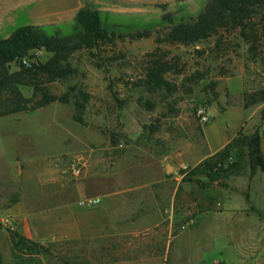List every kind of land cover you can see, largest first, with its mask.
Listing matches in <instances>:
<instances>
[{"label":"rangeland","instance_id":"1","mask_svg":"<svg viewBox=\"0 0 264 264\" xmlns=\"http://www.w3.org/2000/svg\"><path fill=\"white\" fill-rule=\"evenodd\" d=\"M205 1L0 0V38L27 24L56 25L67 34L85 5L104 12L106 23L121 33L150 31L148 37L102 45L104 59L124 56L104 68L94 66L88 50L75 52L70 63L76 74L49 87L52 94L74 97L70 103L0 117V209L20 204L24 194L21 205L42 215L27 225L36 227L37 243L50 252L18 254L20 259L39 264H111L139 257L144 264H264V169H252L246 151L244 156L232 151L214 168L218 173L196 172L199 163L157 167L163 155L207 154L254 133L264 158V102L247 104L264 91V51L249 53L236 36L220 44L216 37L192 45L160 42L168 25L164 16H194ZM154 53L173 57L180 69L165 76L168 92L134 86ZM35 55L40 61L48 58L45 52ZM81 93L88 96L86 102ZM199 108L207 113L205 124ZM105 173L117 185L125 178L129 195L156 193L161 210L131 213L129 231L121 236L73 238L74 220L85 216L81 220L88 222L101 203L89 192L93 180ZM141 182L154 184L137 189ZM5 220L0 217V264L8 257L15 264L9 235L18 233L16 221Z\"/></svg>","mask_w":264,"mask_h":264},{"label":"trees","instance_id":"2","mask_svg":"<svg viewBox=\"0 0 264 264\" xmlns=\"http://www.w3.org/2000/svg\"><path fill=\"white\" fill-rule=\"evenodd\" d=\"M104 15V12L85 5L75 13L72 30L67 34L56 30V25L27 24L14 28L6 37L0 38V117L30 114L55 102L70 103L74 97L68 93L52 94L49 87L76 74V69L70 63L75 52L88 50L94 66L104 68L115 60H122L124 56L119 53L118 57L104 59L105 56L99 51L102 45H113L115 39H140L150 35L146 28L134 33H121L115 30V25L106 23ZM163 21L168 25L160 42L192 45L216 37L217 44H220L222 40L236 36L247 44L249 53L256 55L264 51V0H206L194 16L187 15L175 20L166 15ZM40 52L48 54L45 61L36 57L35 54ZM171 61L173 57L166 59L165 54L148 55L143 74L134 86L149 91H170L165 76L170 72H180ZM11 65L15 67L14 70ZM22 88L31 90V94L25 96ZM81 95L86 102L88 96ZM257 102H264V91L261 95H252L247 104ZM74 105L83 108L75 101ZM259 142L258 133L241 140L234 138L213 156L199 163L195 170L218 173L213 171L216 165L231 156L234 150L243 156L246 151L252 169H264ZM9 241L15 264H39L33 259L22 260L18 254L50 255L42 245L16 232L10 233ZM63 264L69 263L64 261Z\"/></svg>","mask_w":264,"mask_h":264},{"label":"crops","instance_id":"3","mask_svg":"<svg viewBox=\"0 0 264 264\" xmlns=\"http://www.w3.org/2000/svg\"><path fill=\"white\" fill-rule=\"evenodd\" d=\"M205 143H207V137L204 133ZM224 142V141H223ZM224 144H220L216 149H211L207 154H183L178 152L176 157L170 158L169 156H161L156 159L157 166L160 170L162 168H168L170 163L180 162L181 164H197L200 163L205 158L213 155L221 148ZM190 155L192 160L187 161L185 157ZM171 161V162H169ZM105 169V168H104ZM101 179H94L91 185V190L89 195L96 196L100 199V205L94 210L93 215H88V222H84L85 216L78 217L74 220L71 233L73 238H81L85 235H93L99 233H108L111 236H121L129 231L127 218L133 212H141L144 210H152L157 213L161 210L159 196L156 193H150L147 196L144 195H129L128 184L124 178L121 184L117 185L109 173H105ZM154 183L151 182H141L138 184L137 189L141 187H150ZM119 189V190H118ZM46 192V190H43ZM43 196H47L46 193L41 191ZM40 199V198H38ZM26 196L21 194L19 196V203L7 209H0V217H5V221L10 224L11 220H15L14 229L22 235L23 237L38 242L39 238L35 235V228H30L27 223L32 221L34 218H42L41 216H36V212L27 210L21 205L26 201ZM43 200L42 197L40 201ZM119 215V216H117ZM3 220V219H1ZM35 235V236H33ZM145 259L139 257V259L133 260L131 262L126 261H116L111 264H144ZM147 260V259H146ZM153 261L154 259H148ZM1 262V261H0ZM2 263V262H1ZM5 264H13L10 257H8V262Z\"/></svg>","mask_w":264,"mask_h":264},{"label":"built area","instance_id":"4","mask_svg":"<svg viewBox=\"0 0 264 264\" xmlns=\"http://www.w3.org/2000/svg\"><path fill=\"white\" fill-rule=\"evenodd\" d=\"M197 115H198V117H199L201 123H204V124L207 123L208 116H207V113L204 111V109L199 108V109L197 110ZM97 201H98V200L93 201V202L96 203Z\"/></svg>","mask_w":264,"mask_h":264}]
</instances>
